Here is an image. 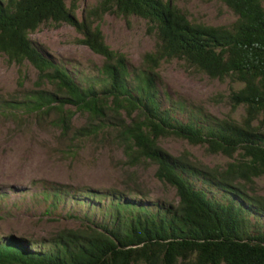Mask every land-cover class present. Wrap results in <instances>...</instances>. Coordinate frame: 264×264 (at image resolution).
Listing matches in <instances>:
<instances>
[{"label": "trees", "instance_id": "1", "mask_svg": "<svg viewBox=\"0 0 264 264\" xmlns=\"http://www.w3.org/2000/svg\"><path fill=\"white\" fill-rule=\"evenodd\" d=\"M80 1L0 0V54L21 75L28 62L38 77L21 101L5 102L54 113L63 133L78 111L98 123L82 127L81 135L109 120L129 160L156 163L158 179L176 189L178 200L54 184L43 190L52 199L46 212L69 200L84 221L49 240L0 238V264H264V201L245 190L264 175V0H218L234 17L219 25L195 22L172 0H98L79 18ZM107 13L148 23L155 46L140 66L106 43L97 21ZM47 23L73 26L77 42L103 56L98 72L69 70L34 41L31 35ZM173 60L189 73L228 81L241 118H220L173 98L159 71ZM167 136L233 161L222 169L196 165L164 150L160 140Z\"/></svg>", "mask_w": 264, "mask_h": 264}, {"label": "rangeland", "instance_id": "2", "mask_svg": "<svg viewBox=\"0 0 264 264\" xmlns=\"http://www.w3.org/2000/svg\"><path fill=\"white\" fill-rule=\"evenodd\" d=\"M97 1H80L78 17L82 18ZM172 1L195 22L219 25L234 19L218 0ZM97 22L106 43L126 54L135 66H140L143 55L154 49L155 37L143 18H124L107 13ZM80 36L67 23L58 27L47 23L31 38L69 70L96 74L104 58L78 43ZM18 68L0 54V195L5 196L0 199V238L49 240L59 229L79 227L84 221L83 214L69 200L68 203L60 202L52 213L46 212L52 199L46 200L43 190L54 184L99 190L116 188L126 191L128 188L139 192L140 197L147 195L152 200H178L176 189L158 179L156 163L138 165L129 160L123 148V138L109 120L100 123L104 127L98 132L81 135L80 132H84L82 127L97 129L98 123L91 124L92 119L78 111L73 117L71 131L63 133L52 112L37 114L22 108H10L5 101H21L24 94L37 88L36 69L26 62L21 75ZM159 71L163 86L173 98L201 106L220 118L239 120L244 113L243 108L232 107L230 84L226 80L189 73L177 60L164 61ZM160 145L174 156L187 157L196 165L207 168L222 169L233 161L226 155L175 136L161 138ZM245 190L264 201V175L246 184Z\"/></svg>", "mask_w": 264, "mask_h": 264}]
</instances>
